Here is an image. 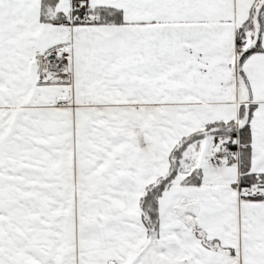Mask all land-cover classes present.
I'll return each mask as SVG.
<instances>
[{
	"label": "snow or ice",
	"instance_id": "6c2138e0",
	"mask_svg": "<svg viewBox=\"0 0 264 264\" xmlns=\"http://www.w3.org/2000/svg\"><path fill=\"white\" fill-rule=\"evenodd\" d=\"M0 264H264V0H0Z\"/></svg>",
	"mask_w": 264,
	"mask_h": 264
}]
</instances>
